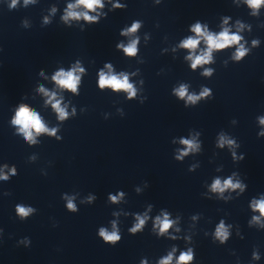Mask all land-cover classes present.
<instances>
[{"label":"clouds","instance_id":"clouds-1","mask_svg":"<svg viewBox=\"0 0 264 264\" xmlns=\"http://www.w3.org/2000/svg\"><path fill=\"white\" fill-rule=\"evenodd\" d=\"M26 2H27V0H26ZM78 3L83 4L88 9H93L95 6L100 5V0H78ZM248 3L252 7H258L259 4L261 3V0H248ZM15 4H16V0H12V6H15ZM69 7L71 8L73 6L69 5ZM137 27H139V24L134 23L132 28L129 29L128 31L134 32ZM193 31H195L197 34H201L200 25L197 24L193 28ZM240 39H241V37L238 35H235V34L229 35L227 29H225L219 36L207 35L206 41H207V44L209 46L208 51L204 55L198 56L194 59V61L192 63V68L195 69L197 65L202 64V63H207L208 61H210L212 49H224L225 47H227L231 44L238 43L240 41ZM198 42L199 41L196 39L189 38L184 42L183 46L186 48H189V49H195L197 47ZM124 51L128 55H134L136 52V42L133 41L128 47H126L124 49ZM244 54H245V50L241 47L237 51V57L236 58L239 59ZM63 76H66V78H61ZM54 79L62 87H66L72 91L76 90V83H77L78 78H74L71 73L65 74L63 72H60L57 74V76L54 77ZM99 86L101 88H104L105 86H109L114 90H121V89L131 90L132 89V85L128 83V79L126 76L121 80V79L117 78V76H115V75L106 77L103 73L100 74ZM177 94L181 98H183L186 94V89L182 86L178 90ZM204 94L205 93H201V95H204ZM132 95H134V92L132 93ZM188 99L195 102V100L198 98L195 96H189ZM53 107L56 108V110L59 112V115L61 118H64L66 116V113L63 111V109L60 108L58 103L54 104ZM13 122L15 124L21 125L22 130L35 129V131L37 133L47 130L44 128V126L42 125V123L39 120V118L37 117V115L30 112L27 107H23V106L20 108V110L18 112V117ZM261 123H264V119L261 120ZM26 138L29 140L32 139V132L31 131H26ZM182 143L189 145V147L192 146V142L188 141V140H184V141H182ZM229 143H231V141H229ZM3 178L7 179L6 176ZM229 185H231V179L224 182V187H227ZM232 186L236 187L238 185H232ZM213 189L214 190L219 189L220 191L224 190V188L221 187L219 180L215 181V183L213 185ZM111 199L113 201H115L117 199V197L112 196ZM67 207L72 211H76L75 205L72 203L71 200L68 201ZM256 207L259 209L261 214H264V201H259L256 204ZM30 211H32V209H25L23 207L17 208V212L21 216H25V217L29 214ZM137 219L139 220V223L134 228L130 229V231L133 233H135L138 229H140L145 223L144 219H142L140 217H137ZM157 222L159 223L161 233L167 231L172 224V221H170L168 219L167 215H165V217L162 221L160 220L159 217H157ZM114 227H115V225H114ZM99 234H100V236H102L104 238V241L112 242V244H111L112 246H115V242L120 240V236L115 231L109 233L105 229L101 228ZM217 235L222 237V238L227 237V233L224 230L223 222H221L220 226L217 229ZM171 259H172V256L170 254L166 259L160 261V264H169ZM191 259H192V253H191V250H189L188 253H182L180 255L179 260H178V264H179V262H186V261H189Z\"/></svg>","mask_w":264,"mask_h":264}]
</instances>
